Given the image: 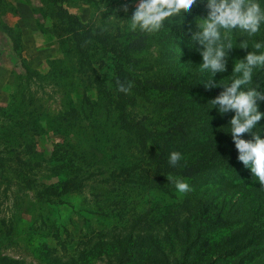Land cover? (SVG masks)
I'll list each match as a JSON object with an SVG mask.
<instances>
[{
    "label": "rangeland",
    "instance_id": "rangeland-1",
    "mask_svg": "<svg viewBox=\"0 0 264 264\" xmlns=\"http://www.w3.org/2000/svg\"><path fill=\"white\" fill-rule=\"evenodd\" d=\"M138 2L0 0V264L1 259L6 264H107L118 252L116 243L130 235L136 247L128 264H142L139 237L148 228L161 236L168 232L161 219L186 218L192 211L202 221L214 220L232 207L255 208L264 193L243 164L212 172L206 185L184 180L191 188L184 194L175 179L152 174L153 182L143 183L145 174L153 173L149 160L121 129L115 105H109L114 64L100 45L78 49L72 33L81 24V33L101 29L118 49L142 41L144 48L131 60L142 82L145 76L187 74L189 40L165 39L172 31L166 25L155 34L130 29L126 20ZM60 6L77 20L59 18ZM148 95L130 101L128 111L148 114L147 126L160 129L166 120L156 119L155 109L166 97ZM62 164L66 171L49 174L50 167ZM241 171L254 180H243ZM71 180L72 193H38L49 186L61 191ZM236 236L235 229L224 228L205 234L200 258L222 264L238 260L222 250ZM261 246L246 264H264V240Z\"/></svg>",
    "mask_w": 264,
    "mask_h": 264
},
{
    "label": "trees",
    "instance_id": "trees-1",
    "mask_svg": "<svg viewBox=\"0 0 264 264\" xmlns=\"http://www.w3.org/2000/svg\"><path fill=\"white\" fill-rule=\"evenodd\" d=\"M257 2L264 8V0H257ZM206 3L207 0L199 7H194L191 15L185 14L186 18H183V21L177 18L178 20L166 23V27H171L172 31L166 35L165 39L175 41L181 39V43L189 40L193 46V50L188 52L185 57L186 61L190 63V68L184 75L176 76L174 73H168L160 78L145 76V80L142 82L135 78L134 74L136 73L131 67L132 54L144 48L142 41L118 49L114 46L115 44L110 43L109 40L112 37L101 29L81 33L79 30L85 29L82 24L80 25L81 29H72L78 49L83 51L92 45H100L103 51L105 49L108 52H106L110 58L108 61H112L114 64L110 71L113 78L108 93L109 105H115V109L119 111L117 122L121 124V129L134 137L137 149L149 160L153 173L145 174L143 182L145 186L153 182L150 179L152 174L156 178L187 180L195 184L206 185L205 181L208 182L206 178L212 172L243 164L238 159L239 152L230 134V120L235 113L229 112L222 116L218 108H213L209 104L225 89L223 87H214L211 90L205 88L204 85L208 83L211 74L201 71L200 64L203 63V57L200 52L204 49L199 42L192 41V34L199 31L197 20L207 18L209 10ZM58 9L59 18L64 16L68 20H77L74 16L68 15L61 6ZM231 39L234 48L229 53L228 69L227 72L218 73L213 78L216 84L220 82L230 84L236 75L232 73L235 61L242 60L250 52L255 51V43H264V24L254 36L249 37L246 33L233 31ZM244 40L248 42L249 46L246 50L240 49V44ZM160 42H164V40L162 39ZM80 55L84 57L86 51L81 52ZM118 82L124 84L131 82L133 85L131 92L129 94L119 92ZM247 87L257 88L264 94V69L253 70L252 83ZM150 92L166 97V100L159 104L161 108L155 109V118L165 117L164 120H166L165 124L163 121L159 123L162 125L160 129L147 126L148 117L146 116L148 114L137 116L128 111L130 101H134L136 97L148 98ZM258 104L260 112L264 113V101H258ZM150 122L157 126L156 121L151 120ZM205 125L207 130L203 131L202 127ZM255 131L264 139V119L258 123ZM242 139L251 140L252 136L244 134ZM172 152H179L182 156L179 164L175 167L169 163V156ZM39 164H41L39 161L34 163L36 166ZM79 169L80 167L76 166V170ZM60 170L66 171V165L50 167L49 174L57 175ZM241 174L246 182L254 180L249 171H241ZM76 180L81 179L77 178ZM74 182L75 180L65 182L61 191L56 186H49L38 193L42 192L49 196L72 193L74 190H71L70 186ZM233 182L236 185L239 184L238 181ZM77 184L80 182L77 181ZM162 221H166L170 227L163 236L155 234L148 228L139 237L141 244L137 248L140 252L138 255L143 258L142 264H222L211 260L203 261L200 256L202 248L207 245L204 235L223 228L235 229L237 234L231 245L222 249L223 252L227 256L239 257L238 260L226 264H246L248 258L258 256L259 250H263L261 244L264 240V193L258 195L255 208L251 207L245 211L241 207L235 211L232 207L230 213L218 212L214 220L202 221L199 219V214L190 211L189 217L172 215L161 219L160 222ZM131 239V235L125 236L122 241H119V244L116 243L118 252L107 264H128L131 258L130 249L132 246L134 249L136 247L131 244ZM1 262L6 264L2 259Z\"/></svg>",
    "mask_w": 264,
    "mask_h": 264
},
{
    "label": "clouds",
    "instance_id": "clouds-1",
    "mask_svg": "<svg viewBox=\"0 0 264 264\" xmlns=\"http://www.w3.org/2000/svg\"><path fill=\"white\" fill-rule=\"evenodd\" d=\"M205 0H139L131 18L126 20L130 29L139 30L147 34H155L165 28L166 23L174 20L183 21L184 15L192 14L194 7H199ZM209 10L207 18L198 19L199 31L192 34V41L203 46L200 55L203 63L201 71L211 74L205 88L223 87V91L209 104L218 108L223 116L234 112L230 120V134L239 152V161L251 170L255 180L264 189V139L255 131L258 123L264 119V113L259 110L258 101H264V94L257 88L247 87L252 83L254 69H264V43L254 44L255 51L250 52L244 59L234 63L233 72L236 74L230 84H216L214 77L227 72L229 53L234 48L231 33L240 31L249 37L256 35L264 24V8L257 0H207ZM128 11V6H123ZM125 21V20H124ZM248 42L244 40L240 49H248ZM132 83L118 82V91L129 94ZM244 134H250L251 140L242 139ZM182 159L181 153L172 152L169 163L177 166ZM171 179V178H168ZM175 188L179 193L191 191L190 185L182 180H175Z\"/></svg>",
    "mask_w": 264,
    "mask_h": 264
}]
</instances>
